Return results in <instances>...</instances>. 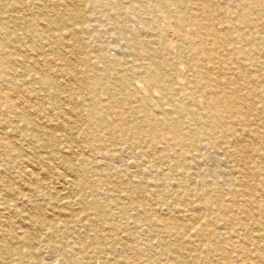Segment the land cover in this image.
<instances>
[{
	"label": "bare ground",
	"instance_id": "bare-ground-1",
	"mask_svg": "<svg viewBox=\"0 0 264 264\" xmlns=\"http://www.w3.org/2000/svg\"><path fill=\"white\" fill-rule=\"evenodd\" d=\"M0 264H264V0H0Z\"/></svg>",
	"mask_w": 264,
	"mask_h": 264
},
{
	"label": "rangeland",
	"instance_id": "rangeland-1",
	"mask_svg": "<svg viewBox=\"0 0 264 264\" xmlns=\"http://www.w3.org/2000/svg\"><path fill=\"white\" fill-rule=\"evenodd\" d=\"M45 100V99H44Z\"/></svg>",
	"mask_w": 264,
	"mask_h": 264
}]
</instances>
